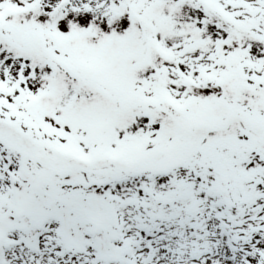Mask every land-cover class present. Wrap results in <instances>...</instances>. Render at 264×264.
Returning a JSON list of instances; mask_svg holds the SVG:
<instances>
[{
    "label": "snow or ice",
    "instance_id": "obj_1",
    "mask_svg": "<svg viewBox=\"0 0 264 264\" xmlns=\"http://www.w3.org/2000/svg\"><path fill=\"white\" fill-rule=\"evenodd\" d=\"M0 264H264V0H0Z\"/></svg>",
    "mask_w": 264,
    "mask_h": 264
}]
</instances>
